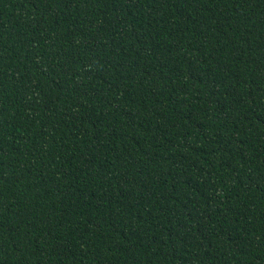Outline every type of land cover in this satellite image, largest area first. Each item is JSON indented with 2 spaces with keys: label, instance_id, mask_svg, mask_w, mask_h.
<instances>
[{
  "label": "trees",
  "instance_id": "obj_1",
  "mask_svg": "<svg viewBox=\"0 0 264 264\" xmlns=\"http://www.w3.org/2000/svg\"><path fill=\"white\" fill-rule=\"evenodd\" d=\"M0 264H264V0H0Z\"/></svg>",
  "mask_w": 264,
  "mask_h": 264
}]
</instances>
